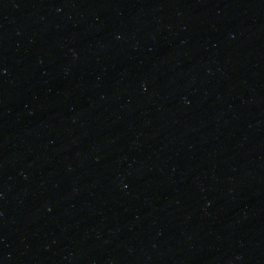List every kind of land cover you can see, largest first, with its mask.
Returning <instances> with one entry per match:
<instances>
[{"label": "water", "instance_id": "95a60500", "mask_svg": "<svg viewBox=\"0 0 264 264\" xmlns=\"http://www.w3.org/2000/svg\"><path fill=\"white\" fill-rule=\"evenodd\" d=\"M0 264H264V0H0Z\"/></svg>", "mask_w": 264, "mask_h": 264}]
</instances>
